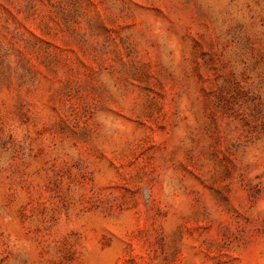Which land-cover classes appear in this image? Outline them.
I'll return each mask as SVG.
<instances>
[{
  "label": "rangeland",
  "instance_id": "1",
  "mask_svg": "<svg viewBox=\"0 0 264 264\" xmlns=\"http://www.w3.org/2000/svg\"><path fill=\"white\" fill-rule=\"evenodd\" d=\"M0 264H264V0H0Z\"/></svg>",
  "mask_w": 264,
  "mask_h": 264
}]
</instances>
